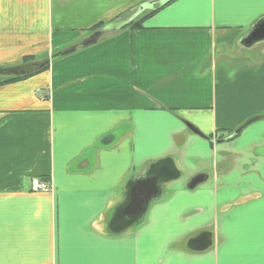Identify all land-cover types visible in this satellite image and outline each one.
<instances>
[{"label":"crops","instance_id":"crops-1","mask_svg":"<svg viewBox=\"0 0 264 264\" xmlns=\"http://www.w3.org/2000/svg\"><path fill=\"white\" fill-rule=\"evenodd\" d=\"M263 19L264 0H0L1 69L104 32L0 84V264H264V41L242 45ZM164 159L178 178L110 233Z\"/></svg>","mask_w":264,"mask_h":264},{"label":"water","instance_id":"water-1","mask_svg":"<svg viewBox=\"0 0 264 264\" xmlns=\"http://www.w3.org/2000/svg\"><path fill=\"white\" fill-rule=\"evenodd\" d=\"M138 11L132 12L128 17L124 18L121 22H118L116 26L122 24L126 25L133 21L138 14ZM114 26V25H112ZM103 31L93 33L88 38L84 39L80 43L68 47L54 55L49 59H46L39 63H30L19 67L12 68H0V77H24L36 71H39L45 67H48L50 63L62 59L64 57L74 54L78 48L86 49L90 46L96 45L103 39ZM264 41V19L258 22L252 28L247 38L242 41V45L252 46L255 43ZM178 172L176 171L172 161L170 159H164L152 164L144 176L130 180L125 187L124 201L116 207L110 214L107 229L112 234H122L127 229L131 228L135 224L139 223L149 205L158 200L163 195L162 187L178 178ZM203 182V177L199 176L194 178L188 185V190H193ZM206 237L203 238V243L206 245ZM197 241L198 245L204 246L201 242ZM197 250H203L206 247H198ZM202 248V249H201Z\"/></svg>","mask_w":264,"mask_h":264},{"label":"trees","instance_id":"trees-1","mask_svg":"<svg viewBox=\"0 0 264 264\" xmlns=\"http://www.w3.org/2000/svg\"><path fill=\"white\" fill-rule=\"evenodd\" d=\"M171 1H174V0H171ZM154 12L149 13L147 16L145 15L144 17H142L141 19H139L137 21H133V22L125 25L124 28H128L130 30L140 29L142 26L143 20L145 18L151 16ZM102 27H103V24H98L97 26H95L91 29V32L94 33L96 31H99ZM34 61L35 60L33 58H26L23 60L22 65H27V64L33 63ZM20 78H22V77H0V84L13 82V81H16Z\"/></svg>","mask_w":264,"mask_h":264},{"label":"built area","instance_id":"built-area-1","mask_svg":"<svg viewBox=\"0 0 264 264\" xmlns=\"http://www.w3.org/2000/svg\"><path fill=\"white\" fill-rule=\"evenodd\" d=\"M32 190L34 192H47L50 190L48 183L40 181H32Z\"/></svg>","mask_w":264,"mask_h":264},{"label":"flooded vegetation","instance_id":"flooded-vegetation-1","mask_svg":"<svg viewBox=\"0 0 264 264\" xmlns=\"http://www.w3.org/2000/svg\"><path fill=\"white\" fill-rule=\"evenodd\" d=\"M245 126V125H244ZM244 126H241L239 129H237L235 132L232 133H228L229 135H227V139L228 140H232L234 137H236L238 134L241 133V131L243 130ZM197 132V131H196Z\"/></svg>","mask_w":264,"mask_h":264},{"label":"rangeland","instance_id":"rangeland-1","mask_svg":"<svg viewBox=\"0 0 264 264\" xmlns=\"http://www.w3.org/2000/svg\"><path fill=\"white\" fill-rule=\"evenodd\" d=\"M218 132V134H219V131H217Z\"/></svg>","mask_w":264,"mask_h":264}]
</instances>
